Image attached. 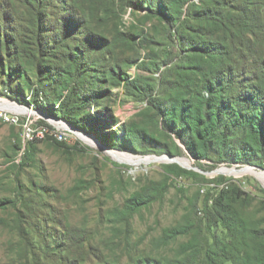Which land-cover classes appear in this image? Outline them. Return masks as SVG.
Masks as SVG:
<instances>
[{
    "label": "rangeland",
    "instance_id": "obj_1",
    "mask_svg": "<svg viewBox=\"0 0 264 264\" xmlns=\"http://www.w3.org/2000/svg\"><path fill=\"white\" fill-rule=\"evenodd\" d=\"M188 1L179 11L161 10L180 18L170 25L155 11L161 0L153 7L148 0H0V103L25 108L33 104L38 123H65L69 128L56 125L66 134L62 143L77 146L65 151L46 140L25 143L19 125L0 120V264H63V259L99 264L101 257L126 261L128 256L167 263L183 258L182 246L194 240L192 231L164 243V232L179 225L200 228L203 250H211L214 264H244L242 249L236 254L225 246V231L214 227L207 233L205 209L222 194L244 223L263 219L264 180L259 176L264 177V170L237 171L249 166L197 162L175 135L162 129L148 106L150 98L176 93L175 86H182V57L194 56L180 51L176 37L178 29L187 31L195 22L191 14L200 0ZM253 2L264 4V0ZM260 8L264 12V5ZM248 38L263 50L259 31ZM75 54L83 55L78 61L81 71L69 63ZM119 64L125 78L151 86L150 97L127 96L122 82L117 85L109 79L108 70ZM64 87L73 89L68 109L75 111V120L86 122L88 133L48 116L59 112ZM124 126L143 130L167 144L173 154L147 146L138 152L112 149L122 140ZM106 150L130 156L138 165ZM167 157L178 158L179 163L163 159ZM148 158L159 161L146 162ZM233 188L245 194V201L229 199ZM146 193L151 195L147 205L122 212L129 200ZM72 229L86 231L84 243L66 251L61 246L74 244L65 238ZM215 234L224 243L211 248ZM60 236L64 243L59 244ZM203 259L201 255L194 264H203Z\"/></svg>",
    "mask_w": 264,
    "mask_h": 264
},
{
    "label": "trees",
    "instance_id": "obj_2",
    "mask_svg": "<svg viewBox=\"0 0 264 264\" xmlns=\"http://www.w3.org/2000/svg\"><path fill=\"white\" fill-rule=\"evenodd\" d=\"M155 1L148 0L147 4L153 7ZM188 2L161 0L156 3L155 11L162 13L161 10L167 7L171 12L175 9L179 11L183 8L182 3L184 5ZM210 3L213 4L208 5ZM263 5L252 3V0H235L231 4L226 3V0H200L199 8L191 14L195 22L188 26L187 31L178 29L176 32L180 51L186 54L190 52L194 56L182 57H185L184 66L179 68L182 86H175L176 93L169 94L163 99L150 98L148 106L155 111L162 129L175 135L188 155L197 162L248 165L264 170V46L260 51L258 45L253 44L248 38L254 35V31H259V35L261 34L264 39V12L260 8ZM162 15L170 25H176L180 20L174 18L173 14ZM40 47L37 45L38 53ZM71 57L69 63L76 67V71H81L78 61L82 60L83 55L75 54ZM126 63L124 64L127 66L135 64ZM121 66L122 64H119L108 70L109 79L112 82L116 81L117 85L122 82L127 96L150 97L153 92L151 86L138 79L128 80L123 76ZM189 72L191 73L188 74ZM195 76L197 79L194 81L191 78ZM65 89V87L62 89L63 92L66 91L64 100L56 108L59 112L53 111L48 116L64 120L76 129L88 133L86 122L80 123L75 120V111L68 109L67 102L73 97V89L69 91ZM39 111L43 113L42 110ZM39 124L48 125L44 121ZM48 128L51 129V126L48 125ZM131 128L126 126L122 128L123 138L113 143L112 149L138 152L139 147L147 146L158 149L160 153L173 154L167 144L148 136L143 130ZM44 140L65 151L77 149V146L68 147L51 136H46ZM243 195L245 194L239 189L233 188L228 197L233 202H242L245 201ZM150 199V193H146L129 200L122 212H135L147 205ZM262 207L264 209V201ZM203 221H206L207 233L214 227L225 231L227 236L224 240L225 246L230 247V251L236 254L242 249L244 264H264V218L244 223L237 216L233 205L220 194L213 200L211 208L205 209ZM203 221L199 222V225L202 226ZM127 228L128 225H125L124 230ZM192 231L194 240L190 246H182L181 250L185 256L181 259L165 263L157 259H134L128 256L126 261H122L121 258L107 260L106 257H101L97 261L99 264H194L195 260L203 255V264H214L211 250L208 248L203 250V235L200 228L195 230L187 225H179L166 230L162 240L169 243L189 235ZM85 232L80 229L66 232L65 238L67 237V241L72 239L74 244L61 248L70 251L81 247L84 243L82 235ZM65 238L60 236L57 239L59 244L64 243ZM124 239L122 250L126 252L129 250L126 248L127 237L124 236ZM224 241L215 234L211 248ZM63 262L83 263L76 259H63Z\"/></svg>",
    "mask_w": 264,
    "mask_h": 264
},
{
    "label": "built area",
    "instance_id": "obj_3",
    "mask_svg": "<svg viewBox=\"0 0 264 264\" xmlns=\"http://www.w3.org/2000/svg\"><path fill=\"white\" fill-rule=\"evenodd\" d=\"M17 107H20L21 110H7L4 108H0V120L5 124L15 126L19 125L22 131V140L25 143L44 140L46 136L53 137V139H55L57 142H62L65 140L66 134L64 132H60L57 128V126H61V123H59L58 121H52L53 123L51 122V124H48L49 126H51L50 129L48 128V125L38 123L39 116L36 110L33 109V107ZM72 132L80 137V131L73 130Z\"/></svg>",
    "mask_w": 264,
    "mask_h": 264
},
{
    "label": "bare ground",
    "instance_id": "obj_4",
    "mask_svg": "<svg viewBox=\"0 0 264 264\" xmlns=\"http://www.w3.org/2000/svg\"><path fill=\"white\" fill-rule=\"evenodd\" d=\"M0 108H4V109H9V110H21V108L20 107H17L16 105H13V104H10V103H5V102H3V100H2V102L0 103ZM22 110H25V109H22ZM61 126L60 127H62V128H69V127H67L66 125H65V123L64 124H60ZM83 138V139H85V140H88V141H92L91 139H89L88 137H85L84 135H83V133H81L80 134V138ZM109 154H111V156L112 157H114V158H117V159H119V160H126L127 162H129V163H131V164H135V165H138V163H135L134 161H133V159L130 157V156H126V155H123V156H117L114 152H112V151H108V150H106ZM163 159H167L169 162H170V160L168 159V158H163ZM149 160H151V161H159V160H156V159H147L146 160V162L147 161H149ZM167 160H165V161H167ZM178 158H175L174 160H173V162H177V163H179L178 161ZM161 161V160H160ZM181 164H184V162H181ZM247 168H244V169H242V170H239V171H244V170H246ZM250 169H253V168H250ZM221 170H233V169H220L219 170V172L221 171ZM238 171V170H237ZM218 172V173H219ZM254 174V173H253ZM258 176V175H257ZM261 179H263L264 180V177H261V176H259Z\"/></svg>",
    "mask_w": 264,
    "mask_h": 264
},
{
    "label": "water",
    "instance_id": "obj_5",
    "mask_svg": "<svg viewBox=\"0 0 264 264\" xmlns=\"http://www.w3.org/2000/svg\"><path fill=\"white\" fill-rule=\"evenodd\" d=\"M167 158L170 160V162H173V160L175 159V158H173V157H167ZM245 168H257V167L249 166V167H245ZM231 169H233V168H231ZM242 169H244V168H240V169H238V171H239V170H242ZM258 169H260V168H258ZM219 170H220V169H219ZM219 170H215L214 173L217 174V173L219 172Z\"/></svg>",
    "mask_w": 264,
    "mask_h": 264
}]
</instances>
